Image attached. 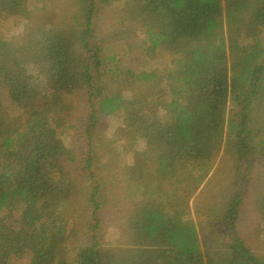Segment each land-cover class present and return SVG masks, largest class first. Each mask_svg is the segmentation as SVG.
Listing matches in <instances>:
<instances>
[{
  "label": "trees",
  "instance_id": "obj_1",
  "mask_svg": "<svg viewBox=\"0 0 264 264\" xmlns=\"http://www.w3.org/2000/svg\"><path fill=\"white\" fill-rule=\"evenodd\" d=\"M64 4L60 19L39 26L35 46L0 45V264L13 256L33 264H264V251L237 228L245 208L264 219V173L256 174L264 160V0ZM24 5L38 15L48 4L0 0V18ZM109 8L118 29L106 37L97 20ZM128 19L147 36L143 57L109 44H136ZM159 50L172 57L170 68L155 64ZM128 80L142 84L137 96L110 93L111 83ZM3 97L24 117L16 125ZM133 147L149 168L119 182L126 208L117 237L109 241L111 229L103 240V210L115 208L107 206L110 174ZM223 151L237 160L209 212L231 241L205 248L192 199ZM15 204L23 208L17 221ZM259 235L264 243V223ZM73 241L80 247L62 254Z\"/></svg>",
  "mask_w": 264,
  "mask_h": 264
},
{
  "label": "rangeland",
  "instance_id": "obj_2",
  "mask_svg": "<svg viewBox=\"0 0 264 264\" xmlns=\"http://www.w3.org/2000/svg\"><path fill=\"white\" fill-rule=\"evenodd\" d=\"M46 2L48 4L45 5L47 10L40 9L38 15H36L37 9H30L28 6L24 5L17 15L5 19L0 18V45L8 49H14L15 46L20 45L21 47L35 46L36 42L38 41L39 26L50 23L54 21V19H60L61 11H63L64 7H66L64 0H46ZM70 7L72 6L70 5ZM99 16H101V19H96L97 26L104 25L101 32H103L106 37L110 36L111 32H114L118 29L115 28L113 31L111 27V25L114 23L113 20H115L114 10H105ZM66 17H62L61 20H65ZM127 25L131 26V34L134 32L132 37H134L136 44L133 42V40H130L128 43L131 44L130 47L127 44L126 39H123L124 41H120L118 39L112 38V41L109 42V44L112 43L111 49H114V51L118 52L119 54H124L126 51H132L135 52V54H141L143 57L145 55L144 49L147 45V36L145 35L143 29L141 30V27L137 22L128 19ZM146 59L147 58H145V60ZM27 60L33 64L39 65V59L36 57L30 56L27 57ZM171 60L172 57L168 52L159 50L155 64H158L159 61H163L164 67L167 66L170 68ZM126 61V56L123 58L120 57L118 64L123 65L126 63ZM109 64H111V62ZM141 88V83L135 80H128L116 81L113 84L111 83L109 90L110 93H119L125 99L130 100L135 97V95L137 96ZM1 90H4L3 86H0V91ZM78 95L80 108L77 110L76 118L83 120L85 119V113L87 111L84 106L87 99L85 92H80ZM1 103V106L6 108L8 114L12 116V124L16 125L24 119L20 112L15 113L14 108L11 110L12 102L7 100V98L3 97ZM125 111L127 116L131 114V109L125 108ZM57 114L58 116L61 115L60 107H58ZM139 151L140 149L138 147L128 149L126 151V156L115 165L114 170L110 174L111 189L109 194L114 200L108 199L109 205L107 206H111V201H115V208L109 209L111 207H108L103 210L105 229L104 237L102 235L103 240L104 238L109 239L111 235V229L113 230L114 234L110 237L109 241L117 237L118 232L116 230L118 228L115 225L117 223L116 219L122 216L123 210L126 208L125 197L119 182L123 185V177L125 178L131 172H133V174H143L148 171L149 167L143 161V156L140 155ZM236 160L237 156H235L234 153L223 151L217 158L214 169L206 180V184L204 183L205 185L203 189L198 191L192 199L194 200L193 213L195 220L200 227V238L205 248L226 246L231 241L230 228L219 223L217 220H215V218L213 219L209 210L216 207L217 200L215 201L214 198L216 197L217 192L220 194V182L224 181L230 174ZM258 167L259 168L256 174L258 175L264 173V160L260 161ZM216 184L218 185L216 186ZM10 210V212L13 214L12 218L14 221L21 219L23 211L22 207H20L18 204H15L10 208ZM243 217H245V219L239 223L237 228L245 237L246 243L257 251H264V243L262 242V237L259 235V227L260 225H263L264 219L257 213L255 215L249 208H245L243 210ZM251 217L254 219H251ZM79 247L80 244H78L76 241H73L69 245L62 246L60 250L62 254H67L71 251L74 252ZM9 264H33V261L30 257L13 256L9 259Z\"/></svg>",
  "mask_w": 264,
  "mask_h": 264
}]
</instances>
